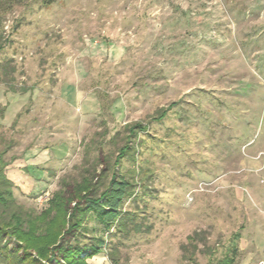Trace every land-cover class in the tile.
I'll use <instances>...</instances> for the list:
<instances>
[{
    "label": "rangeland",
    "instance_id": "rangeland-1",
    "mask_svg": "<svg viewBox=\"0 0 264 264\" xmlns=\"http://www.w3.org/2000/svg\"><path fill=\"white\" fill-rule=\"evenodd\" d=\"M50 2L0 0L16 203L39 213L61 178L141 123L135 161L120 167L141 231L88 222L105 252L87 262L110 264L116 249L118 264H264V0Z\"/></svg>",
    "mask_w": 264,
    "mask_h": 264
},
{
    "label": "trees",
    "instance_id": "trees-1",
    "mask_svg": "<svg viewBox=\"0 0 264 264\" xmlns=\"http://www.w3.org/2000/svg\"><path fill=\"white\" fill-rule=\"evenodd\" d=\"M50 1L46 0V3ZM13 72L8 64H0V75ZM8 90L24 91L12 90V87ZM165 117L166 113L161 111L153 120L161 122ZM145 130L141 123H132L115 132L107 140V147L113 149L112 155L107 157L98 148L93 160L84 162L78 178L63 177L59 180L58 188L39 213L16 203L13 183L5 174L9 163L4 159L12 142H6L0 132L1 263L90 264L87 262L89 259L105 252L103 238L86 239L90 221L102 226L107 235L114 233L127 237L130 233H139L138 216L124 209V205L136 197V184L132 176L121 173L120 167L122 160L135 161L139 135ZM104 134L106 136V132ZM8 242H13L12 249L7 248ZM115 250L106 252L110 264H118ZM222 262L232 264L233 258Z\"/></svg>",
    "mask_w": 264,
    "mask_h": 264
}]
</instances>
